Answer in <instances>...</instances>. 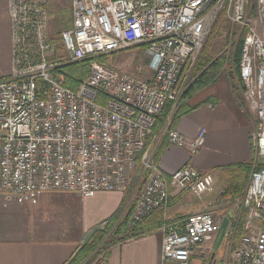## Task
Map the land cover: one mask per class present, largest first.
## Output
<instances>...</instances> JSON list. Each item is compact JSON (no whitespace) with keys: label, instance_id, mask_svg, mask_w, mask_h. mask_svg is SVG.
<instances>
[{"label":"built area","instance_id":"1","mask_svg":"<svg viewBox=\"0 0 264 264\" xmlns=\"http://www.w3.org/2000/svg\"><path fill=\"white\" fill-rule=\"evenodd\" d=\"M71 2L73 26L62 32L66 54L59 58L47 36V1L9 0L13 67L0 79V193L31 203L50 191L92 197L130 191L133 178L146 174L130 217L134 226L168 209L172 188L197 196L212 191L211 172L186 165L164 173L148 138L168 102L173 110L179 106L192 65L223 12L244 34L238 78L257 120L253 169L240 199L243 234L234 256L236 264H264V0ZM134 46L145 47L151 80L94 60L88 77L72 90L59 72L63 65ZM170 123L169 117L162 135L172 145L195 154L205 144L206 127L188 141ZM160 230V264H191L199 249L215 243L221 223L201 210L177 225L165 216Z\"/></svg>","mask_w":264,"mask_h":264},{"label":"crops","instance_id":"2","mask_svg":"<svg viewBox=\"0 0 264 264\" xmlns=\"http://www.w3.org/2000/svg\"><path fill=\"white\" fill-rule=\"evenodd\" d=\"M8 4L9 0H0V79L8 77L13 67ZM49 8L51 19L56 21L66 11L72 23L65 27L73 26L71 0H49ZM123 52H117L118 64L131 65L136 56ZM146 70L145 77L137 76L151 80L154 70L147 63ZM186 101L195 108L178 120L175 128L192 141L199 129L206 127L205 144L192 154L188 147L172 145L167 137L155 160L166 174L186 165L211 172L215 190L203 194L199 200L190 192L170 189L171 205L164 210L163 217L177 225L190 214L209 210L219 222L229 216L230 226L233 222L230 218L239 216L242 209L241 188L246 178L238 165L253 161L256 117L244 99L243 90L225 79L208 84ZM162 133L154 146V156ZM135 191L132 185L130 191H100L92 197H83L75 191L41 192L36 203L7 200L0 193V264H67L95 227H103L109 218L126 211ZM232 204L235 207L228 216L220 215L221 210ZM162 242L163 234L156 229L115 243L95 264H160Z\"/></svg>","mask_w":264,"mask_h":264},{"label":"trees","instance_id":"3","mask_svg":"<svg viewBox=\"0 0 264 264\" xmlns=\"http://www.w3.org/2000/svg\"><path fill=\"white\" fill-rule=\"evenodd\" d=\"M222 18H224L223 12L219 14L215 22L216 25L214 26L205 44V47L203 49L204 54L199 60L197 68H195V72L193 73V81L191 82L188 90L184 95L185 101L181 105H179L175 110H173V103L168 102V104L164 107L163 111L157 117V122L154 127V133L152 136L148 138L149 146L150 145L154 146L156 144L157 138L163 132L169 117L171 119L169 128H175L178 120H180L185 114H187L188 112H190L195 108L188 106V104L186 103V99H188L190 96L200 91L203 87H205L212 81V79L214 78V73L212 74L211 72L213 71L217 72V69H219V67L222 64L221 60L225 59V56L214 59L209 55L211 54L210 52L211 49L213 48L214 41L216 40L218 30L222 28L220 25L222 22ZM243 43H244V34L242 35L241 41L237 45H235L231 60V63L236 65L238 72L240 69ZM59 48H61V46ZM108 57L109 54L101 55L87 59L80 63L69 64L62 67V72L65 74V85L72 90H76L80 86V84L84 82L85 79L88 77L91 68L90 66L94 60H97L106 66H111L108 64L107 61ZM166 138H167V133L165 132L162 137V141L160 142L159 145L156 146L155 158L162 150V147L160 148V146L164 144L163 141ZM253 154L255 156V148L253 149ZM254 158L255 157H253V161L251 163H244L238 165V168H241L244 171L243 173L245 175L246 181L248 180L249 174L252 171ZM141 170L142 169L140 167L137 171V174L140 175ZM145 182H146V174H144V176L141 178L140 183L138 184V188L135 191L134 197L128 204L126 211L121 216L118 214L116 216L109 218L106 223L107 225H104L102 230L97 231L86 244L81 245L77 250V252L75 253V255L73 256V258L67 264H81V263L95 264L99 256L102 253H105L107 249H109L115 243L121 242L123 240L131 239L133 237H138L145 233L159 229L163 225L164 209L162 208L155 210L152 214L147 216L144 220L137 223L136 225L134 226L130 225V217L132 215V212L136 205V201L139 197V194ZM243 188L244 186H242L241 188L242 192L244 190ZM243 211H244L243 213L244 217L242 219V225L244 223V219L246 216V210ZM242 225H241V229L239 230L236 236L238 242H234V247H233L234 250H236L240 246L241 237L243 234ZM96 249L98 250L95 252V254L97 252H99V254L97 255L94 254L91 256V254Z\"/></svg>","mask_w":264,"mask_h":264},{"label":"rangeland","instance_id":"4","mask_svg":"<svg viewBox=\"0 0 264 264\" xmlns=\"http://www.w3.org/2000/svg\"><path fill=\"white\" fill-rule=\"evenodd\" d=\"M46 1L48 4V11H49L47 36H48V39H50V41H52L55 45V54L57 56H59V58L64 57L66 52L64 51V46H63L62 40H61L62 32L64 30L68 29L67 27H65V25L71 24L72 18L70 17L68 19V17H67L68 14L65 15V13H66V11H65L63 13L64 16H61L62 18L61 17L58 18L59 21L54 20V18L51 19L49 0H46ZM67 11H68V9H67ZM215 25H216V23H214L212 30H213ZM220 25L222 28H220L218 30L216 40L214 41L213 48L211 49V52H210L211 54H209V55L211 57H213L214 59L225 56V59L221 60L222 64L219 67V69H217V72H215V71L211 72L212 74L214 73V78L212 79V81L210 83L217 81V80H220V79H225L229 83L234 85L235 87H240L242 89V84L238 78L237 67H236V65L231 63L234 47H235V45H237L241 41L242 34H240L239 27L231 24L225 17L222 18V22ZM212 30H211V32H212ZM211 32H210V34H211ZM208 37L205 40L202 48L200 49V51L197 55L195 62L192 65L191 73H190V75L186 81V89L184 91V94H183L180 102H179V105H181L185 101L184 95H185L186 91L188 90L191 82L193 81V73L195 72V68H197L199 60L201 59L202 55L204 54L203 49H204L205 44L208 40ZM59 45L61 46V48H59L60 47ZM118 52H121V51H118ZM114 53H116V54H114ZM114 53L109 54V57L107 58L108 64L111 65L109 67H112V66L117 67V68L121 67L118 64L117 57H116V55L118 53L117 52H114ZM123 53H129V54L136 56V57L134 58V61L131 65L126 64V66H122L121 68L123 70H127L129 72L135 73L142 78L145 77L146 72H147L146 63H147V65H149V67H151L150 61L147 60V58H149V57L146 55L145 47L144 46H134V47H131V48L124 50ZM146 60H147V62H146ZM64 66H66V65H63L60 67L59 72L63 73L62 67H64ZM90 67H92V64ZM90 71H91V68H90ZM90 71H89V73H90ZM64 76H65V74H64ZM186 103H187V101H186ZM253 157H254V154H253ZM250 174H251V172H250ZM250 174H249V178H250ZM249 178L246 181V183L243 185L244 190H243V193H242L240 199L243 197V195L245 193ZM133 179H134V181L131 180L132 184H131L130 188H132V185H133L135 190H137L138 184L140 183L141 179H139L138 176H135ZM213 190H215V189H213ZM202 197L203 196H197V195L194 196V198L199 199V200H201ZM194 198H192V199L194 200ZM233 206L234 205L232 204L231 207L228 206L225 209L221 210L220 215H227L228 212L231 211ZM239 211H240L239 216L237 215V217L230 218L231 220H233V222H232V224H230V226L227 230L225 240L222 242V244L219 246V248L216 247V243H210L209 245L199 249L193 257L192 264H236V259L234 256V248L233 247H234V242H238V239L236 238V236H237V233L239 232V230L241 229L242 219L244 217V215H243L244 211L242 209H240ZM228 218H229V216H228ZM104 225H107V224H104ZM97 250L98 249H96L91 254V256L94 255ZM97 254H99V252H97L95 255H97ZM103 254L104 253H102L99 256V258ZM81 264H84V263H81Z\"/></svg>","mask_w":264,"mask_h":264},{"label":"water","instance_id":"5","mask_svg":"<svg viewBox=\"0 0 264 264\" xmlns=\"http://www.w3.org/2000/svg\"><path fill=\"white\" fill-rule=\"evenodd\" d=\"M228 227H229V219L225 218L221 223V230H220V232L217 236V239H216L217 240V248H219V246L224 241L225 236L227 234ZM102 229H103V227H101V226L95 227L90 232V234L86 237V239L83 241L82 245L86 244L97 231L102 230Z\"/></svg>","mask_w":264,"mask_h":264},{"label":"bare ground","instance_id":"6","mask_svg":"<svg viewBox=\"0 0 264 264\" xmlns=\"http://www.w3.org/2000/svg\"><path fill=\"white\" fill-rule=\"evenodd\" d=\"M253 169V168H252ZM215 187V186H214ZM171 205V204H170ZM242 210H244L243 208H242ZM107 223V222H106ZM105 223V224H106ZM221 223V222H220ZM243 226V225H242ZM102 227V226H101ZM229 228V227H228ZM160 229V228H159ZM226 237V236H225ZM225 240V239H224ZM215 243H216V247H217V240L215 241Z\"/></svg>","mask_w":264,"mask_h":264}]
</instances>
